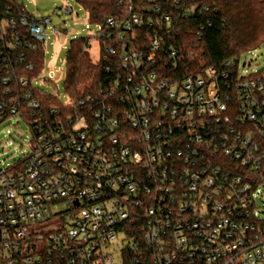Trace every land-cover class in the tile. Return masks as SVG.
<instances>
[{
    "label": "built area",
    "instance_id": "1",
    "mask_svg": "<svg viewBox=\"0 0 264 264\" xmlns=\"http://www.w3.org/2000/svg\"><path fill=\"white\" fill-rule=\"evenodd\" d=\"M50 21L0 4V122L29 128L26 154L0 168V264H264V71L241 72L239 56L222 64L234 78L163 76L151 64L161 48L176 56L165 42L178 20L130 5L117 33L112 17L90 30L110 72L98 93L46 105L41 72L20 63Z\"/></svg>",
    "mask_w": 264,
    "mask_h": 264
},
{
    "label": "trees",
    "instance_id": "2",
    "mask_svg": "<svg viewBox=\"0 0 264 264\" xmlns=\"http://www.w3.org/2000/svg\"><path fill=\"white\" fill-rule=\"evenodd\" d=\"M87 13V21L91 24L104 23L109 17L117 24L115 33L120 31L121 24L129 15V6H149L157 4L163 10H169L172 17L177 18L176 28L172 36L166 40L165 46L176 49L175 57H171L161 49L156 50L151 68L172 80L190 74L202 72L205 67L213 66L218 71H230L234 78L238 71L234 63L230 67L223 66L225 60H233L242 52L264 43V0H76ZM1 5H9L13 12L21 14L25 8L21 0H0ZM207 5L208 10L203 7ZM195 7V11L187 18L180 16L179 10L184 7ZM199 8L202 9L201 13ZM207 21L210 24H207ZM203 24V28L200 25ZM61 30V29H58ZM64 31V30H61ZM151 28L137 31V42L147 53L150 49ZM94 36L71 39L66 54L65 91L69 98L79 100L98 93V86L106 81L110 72L104 70L106 60L100 58L93 62L87 51L89 40ZM116 45L115 39L109 41ZM102 53L105 52L104 48ZM43 44L37 43L26 50L20 63L21 73L24 67L32 63L33 74L43 69ZM264 71V69H261ZM34 95L46 105L61 106L56 97L34 86ZM230 92V91H229ZM230 94L236 95L234 90Z\"/></svg>",
    "mask_w": 264,
    "mask_h": 264
},
{
    "label": "rangeland",
    "instance_id": "3",
    "mask_svg": "<svg viewBox=\"0 0 264 264\" xmlns=\"http://www.w3.org/2000/svg\"><path fill=\"white\" fill-rule=\"evenodd\" d=\"M21 2L33 17L37 19L49 17L51 20L44 24L46 37L43 41V69L41 78L35 86L65 102L68 99L64 86L66 54L70 41L89 35L90 30H95V26L88 23L86 11L76 0H21ZM65 7L72 12L64 13ZM86 24L89 25V30L86 29ZM87 51L92 61L98 59L99 43L96 37L89 40ZM243 62L246 63L245 67H241ZM239 64L243 73L264 69V43L242 52ZM28 141L29 128L23 119L12 117L0 122V168L23 158L28 151ZM255 203L256 215L260 220H264V186L258 188Z\"/></svg>",
    "mask_w": 264,
    "mask_h": 264
}]
</instances>
